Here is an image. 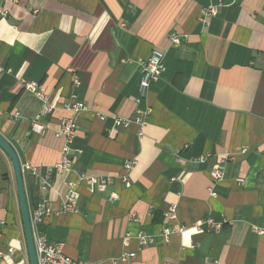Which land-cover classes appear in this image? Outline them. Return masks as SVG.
<instances>
[{
    "label": "crops",
    "instance_id": "1",
    "mask_svg": "<svg viewBox=\"0 0 264 264\" xmlns=\"http://www.w3.org/2000/svg\"><path fill=\"white\" fill-rule=\"evenodd\" d=\"M210 6L217 13L204 22ZM0 7L8 13L0 17V136L20 161L29 216L41 203L51 209L34 236L83 264H264V0ZM154 49L164 70L140 97L141 66ZM23 80L42 87L52 109L40 119L43 135L30 131L41 102ZM77 103L84 109L73 111ZM145 110L141 136L135 123L115 127L114 118ZM65 119L77 130L61 173L65 139L53 134ZM214 170L222 178L211 187ZM90 177L111 183L98 192L80 180ZM71 183L75 210L62 212ZM21 217L0 149V264H29ZM206 220L218 228L192 229ZM139 233L152 243L141 247Z\"/></svg>",
    "mask_w": 264,
    "mask_h": 264
},
{
    "label": "built area",
    "instance_id": "2",
    "mask_svg": "<svg viewBox=\"0 0 264 264\" xmlns=\"http://www.w3.org/2000/svg\"><path fill=\"white\" fill-rule=\"evenodd\" d=\"M217 13L216 7L210 6L206 9H202L200 11V19L202 21L206 22L209 17L215 16ZM7 12L0 7V17H6ZM171 43L174 45H178L179 38L176 36L171 37ZM164 70V53L160 50L154 49L151 50V53L146 61L142 63L141 66V77L139 82V94L140 97H144L146 92L148 91L149 87L153 85L154 83L158 82L162 73ZM21 86L24 89V91L30 93L31 95H34L40 102H41V109L38 113V115L30 122V131L36 135H43L47 127L40 122V119L47 113L51 112V107L48 103L46 93L43 90L42 87H40L38 84L33 82H27V81H21ZM85 106L82 104H75L73 106V111L77 112L81 109H84ZM150 111L145 110L142 112H138L136 116H134L132 119H118L114 118V124L115 127L121 128V129H127L132 123H135L140 131L138 133V136H141V130L145 126L147 117L149 116ZM17 113H13L11 117L17 118ZM101 120H103V117H100ZM77 127L74 123V120L72 119H65L61 120L60 127L54 132L53 135L56 137H63L65 139V145L62 147L61 151V160L58 164L57 170L61 173L63 171H66L69 169V167L72 164V160L68 158V144L74 137V133H76ZM210 156L205 155L201 160L208 159ZM224 163L225 161H221ZM211 176V187H214V185L222 178V173L218 170H214L210 173ZM80 180H84L87 185H90V187H94L96 191L98 192H104L106 187L111 183V179L109 178H97V177H90V178H80ZM76 183L69 184V190L65 197V201L63 203L62 212H72L75 210V201L77 199V192L75 191ZM214 195V194H212ZM51 209L47 205V203H41L38 205V207L33 212L32 216L30 217V224L33 229L34 226L39 225L42 223L43 219L47 216H50ZM131 219L133 221H137V219L134 217V215H130ZM170 218H173L171 215ZM203 226H206L207 228H218V226H215L211 223L210 220L206 221H198L193 224L192 229L194 231H201V228ZM34 230V229H33ZM32 230V231H33ZM184 229L180 228L179 232H182ZM33 233V232H32ZM171 234L170 229L164 230V237L167 239V237ZM138 241L139 245L141 247H144L146 245H149L152 243V240L145 235L144 233L138 234ZM33 240H34V248L35 253L37 257L38 264H83L79 261H74L71 258L67 257L63 254V245L60 243H52L46 240L43 236H34L33 234ZM127 239L125 240V242ZM1 256V253H0ZM135 257L134 253L129 254H123L122 258L123 260L131 261Z\"/></svg>",
    "mask_w": 264,
    "mask_h": 264
},
{
    "label": "water",
    "instance_id": "3",
    "mask_svg": "<svg viewBox=\"0 0 264 264\" xmlns=\"http://www.w3.org/2000/svg\"><path fill=\"white\" fill-rule=\"evenodd\" d=\"M0 149L6 154L7 158H9L14 174L16 179V185H17V193H18V201H19V209H20V215L23 225V231H24V238L27 248V254H28V261L29 264H38L35 248H34V240H33V229L30 224V216L29 211L27 207V201L24 191V184H23V174L21 169V164L18 159V156L16 152L13 150V148L8 144V142L3 139L0 136Z\"/></svg>",
    "mask_w": 264,
    "mask_h": 264
}]
</instances>
